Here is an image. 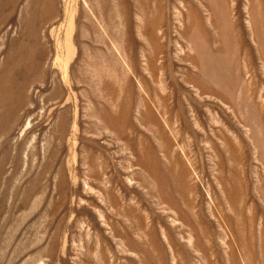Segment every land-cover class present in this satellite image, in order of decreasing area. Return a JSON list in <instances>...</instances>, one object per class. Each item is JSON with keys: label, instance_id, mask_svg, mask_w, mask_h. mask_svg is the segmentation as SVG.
<instances>
[{"label": "rangeland", "instance_id": "374dc122", "mask_svg": "<svg viewBox=\"0 0 264 264\" xmlns=\"http://www.w3.org/2000/svg\"><path fill=\"white\" fill-rule=\"evenodd\" d=\"M0 264H264V0H0Z\"/></svg>", "mask_w": 264, "mask_h": 264}]
</instances>
